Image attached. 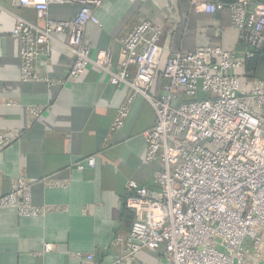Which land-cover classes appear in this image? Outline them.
<instances>
[{"label":"built area","instance_id":"2783aa9c","mask_svg":"<svg viewBox=\"0 0 264 264\" xmlns=\"http://www.w3.org/2000/svg\"><path fill=\"white\" fill-rule=\"evenodd\" d=\"M102 3L21 0L22 5L34 7L37 22L16 17L13 29L20 40L22 81L56 82L47 70L53 43L58 41L74 57L69 78L96 68L109 75L110 83L129 89L111 130L122 128L138 95L155 109L156 122L144 137L147 158L163 167L154 173L151 187L128 182L125 203L136 217L130 232L112 242V248L121 249L120 256L97 263L90 253L82 255V264H126L148 248L162 249L165 264H264V80L251 83L245 92L236 72L257 56L264 63V0H192L200 12L229 9L244 53L218 46L172 53L163 66L159 97L150 90L162 62V28L138 18L119 39L120 56L115 61L112 48L94 49L86 35L89 24H100L96 9ZM52 5L79 9L71 19L56 20L49 16ZM59 35L65 40L60 41ZM42 110L29 108L35 116ZM18 136L17 131L3 132L0 142ZM95 164L91 155L76 167L85 170ZM0 203L17 205L26 217L53 210L33 204L32 184L24 177L14 181L11 193L0 197Z\"/></svg>","mask_w":264,"mask_h":264},{"label":"crops","instance_id":"0c3cea01","mask_svg":"<svg viewBox=\"0 0 264 264\" xmlns=\"http://www.w3.org/2000/svg\"><path fill=\"white\" fill-rule=\"evenodd\" d=\"M78 9V5H52L49 16L67 20ZM96 14L100 24H89L86 35L94 49L112 48L115 61L120 56L119 39L138 18L162 28V62L150 90L154 97L161 95L163 66L172 53L199 46H218L240 55L245 50L231 26L228 8L210 13L197 11L192 0H103ZM16 17L37 22L34 7L21 0H0V134L20 135L0 142V197L11 193L14 181L24 177L32 184L33 204L53 210L26 217L17 205L0 203V264H82V255L90 253L97 263H110L121 252L112 248V242L130 232L136 217L125 203L128 182L151 187L154 173L163 167L147 158L144 137L156 122L155 109L138 95L122 128L111 130L129 89L110 83L109 75L96 68L69 78L74 57L58 41L53 43L47 70L56 82L22 81L20 40L13 34ZM65 38L58 36L60 41ZM252 65L246 63L236 71L245 92L251 83L264 80V63ZM30 107L43 110L35 116ZM91 155L95 167L77 169L76 164ZM162 253L143 249L126 264H165Z\"/></svg>","mask_w":264,"mask_h":264},{"label":"trees","instance_id":"16d2710c","mask_svg":"<svg viewBox=\"0 0 264 264\" xmlns=\"http://www.w3.org/2000/svg\"><path fill=\"white\" fill-rule=\"evenodd\" d=\"M261 59H260V57H255V58H253V59H249L248 61H247V64L249 65L250 64V68H253V65H252V63L253 62H258V61H260Z\"/></svg>","mask_w":264,"mask_h":264}]
</instances>
